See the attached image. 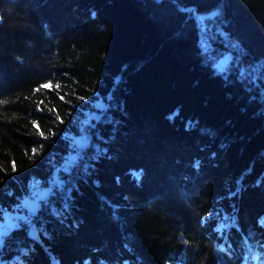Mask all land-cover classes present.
<instances>
[{"label":"trees","instance_id":"16d2710c","mask_svg":"<svg viewBox=\"0 0 264 264\" xmlns=\"http://www.w3.org/2000/svg\"><path fill=\"white\" fill-rule=\"evenodd\" d=\"M0 101V264H264V0H0Z\"/></svg>","mask_w":264,"mask_h":264},{"label":"rangeland","instance_id":"374dc122","mask_svg":"<svg viewBox=\"0 0 264 264\" xmlns=\"http://www.w3.org/2000/svg\"><path fill=\"white\" fill-rule=\"evenodd\" d=\"M201 26H204L206 24L212 23L214 20H219L220 19V8L219 5L216 6L215 8L209 10L208 12H205L201 14ZM216 62V61H215ZM224 60L220 61V64L223 63Z\"/></svg>","mask_w":264,"mask_h":264},{"label":"snow or ice","instance_id":"6c2138e0","mask_svg":"<svg viewBox=\"0 0 264 264\" xmlns=\"http://www.w3.org/2000/svg\"><path fill=\"white\" fill-rule=\"evenodd\" d=\"M44 87H46V88H50V87H52V85H51V84H46V85H44ZM57 87H59V86H57ZM0 103H3V101H0ZM35 127H36L37 129H39V124H36ZM13 167H14V165H13Z\"/></svg>","mask_w":264,"mask_h":264},{"label":"water","instance_id":"95a60500","mask_svg":"<svg viewBox=\"0 0 264 264\" xmlns=\"http://www.w3.org/2000/svg\"><path fill=\"white\" fill-rule=\"evenodd\" d=\"M220 61H221V58H219V59L213 64V66H219V65H220Z\"/></svg>","mask_w":264,"mask_h":264},{"label":"clouds","instance_id":"9594fccd","mask_svg":"<svg viewBox=\"0 0 264 264\" xmlns=\"http://www.w3.org/2000/svg\"><path fill=\"white\" fill-rule=\"evenodd\" d=\"M13 118H15V113L13 114Z\"/></svg>","mask_w":264,"mask_h":264}]
</instances>
